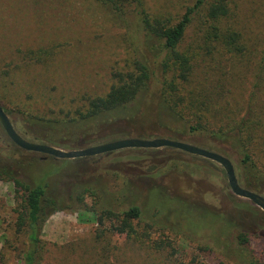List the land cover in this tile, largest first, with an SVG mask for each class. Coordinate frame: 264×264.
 I'll return each instance as SVG.
<instances>
[{"label":"rangeland","instance_id":"374dc122","mask_svg":"<svg viewBox=\"0 0 264 264\" xmlns=\"http://www.w3.org/2000/svg\"><path fill=\"white\" fill-rule=\"evenodd\" d=\"M195 2L142 0L149 17L168 26ZM228 4L229 15L218 24L206 22L204 12L194 16L178 49L193 65L186 90L203 89L214 100L224 95L217 105L238 109L241 118L264 49V0ZM113 19L96 0H0V106L12 110L8 118L14 130L21 128L18 112L53 118L109 92L115 84L112 71L132 58L129 33ZM125 19L135 35L133 11L127 10ZM214 27L220 35L239 34L244 53L230 56L219 44L205 41ZM150 124L143 120L138 131L151 129ZM187 130L183 121L163 117L156 136L216 151L207 137ZM8 158L33 163L22 171L23 182L45 180L79 200L77 209L46 219L39 235L40 264H264V214L231 194L222 168L213 162L168 148L123 150L78 165L34 153L20 157L0 127V162ZM123 166L130 168L127 181H138L144 222H134L131 236L115 233L117 223L100 226L92 214L104 197L99 190L124 207L127 188L116 173ZM77 185L97 191L73 190ZM14 191L11 183L0 181V264H21L27 250L16 224L21 201ZM239 234L248 245H238Z\"/></svg>","mask_w":264,"mask_h":264},{"label":"trees","instance_id":"16d2710c","mask_svg":"<svg viewBox=\"0 0 264 264\" xmlns=\"http://www.w3.org/2000/svg\"><path fill=\"white\" fill-rule=\"evenodd\" d=\"M96 2L108 8L115 25L129 33L127 37L132 58L120 70L112 71L115 84L104 97L87 100L78 109L61 112L53 118L18 112L21 128L15 131L18 130L16 132L29 142L75 151L132 137L154 139L161 134L163 117L180 120L187 126L189 134L207 137L216 145L215 152L231 163L234 160L237 162L234 170L242 188L264 197V101L261 97L264 94V49L254 72L250 93L243 102L241 118H238V109L217 105L216 101L225 98L224 95L216 96L214 100L203 89L186 90L192 85L193 65L189 57L178 49L194 16L204 12L206 22L211 26L218 24L229 15L228 0H196L173 26L151 19L142 0ZM127 10L133 11L136 16L133 25L136 27L135 35L130 33L132 25L125 19ZM210 29L214 34L207 35L205 41L208 39L219 44L230 56L244 53L239 34L227 31L220 35L216 27ZM1 108L7 116L12 114V110ZM211 115L214 117L211 118ZM147 118L152 128L139 132L141 122ZM8 143L17 149L20 157L31 154L18 149L9 139ZM74 161L82 163L84 159ZM4 162H0V181L11 183L15 198L21 201L16 224L27 241L21 264H40L42 246L39 235L43 224L56 212L77 209L78 197L73 199L72 191H62L45 180L39 184L32 179L31 184L23 182L20 175L32 162L10 158ZM126 170L130 168L123 166L116 172L123 177L127 188L124 207L112 204L104 191L98 189L104 197L92 214L100 226L106 221L117 223L112 226L115 233L131 236L135 234L134 222L142 223V212L137 204L140 198L138 181H127L130 172L125 174ZM75 189L83 193L95 194L97 191L90 185H77ZM236 240L239 246L248 245V239L243 234H239Z\"/></svg>","mask_w":264,"mask_h":264},{"label":"water","instance_id":"95a60500","mask_svg":"<svg viewBox=\"0 0 264 264\" xmlns=\"http://www.w3.org/2000/svg\"><path fill=\"white\" fill-rule=\"evenodd\" d=\"M0 127L9 141L18 149L34 154H41L56 160H76L81 158L95 157L111 154L123 150H159L174 149L186 154L197 156L219 165L226 177L228 188L233 196L243 199L257 207L264 214V197L242 188L237 181L234 167L230 160L211 151H207L186 143L167 139H121L100 146L90 147L83 150L63 151L51 146L31 143L22 138L13 128L8 116L0 107Z\"/></svg>","mask_w":264,"mask_h":264},{"label":"flooded vegetation","instance_id":"af4514ba","mask_svg":"<svg viewBox=\"0 0 264 264\" xmlns=\"http://www.w3.org/2000/svg\"><path fill=\"white\" fill-rule=\"evenodd\" d=\"M127 139H132V138H127ZM134 139H139V138H134ZM154 139H159V138H154ZM160 139H163V138H160ZM119 140H121V139H119ZM144 140V139H143ZM148 140H152V139H148ZM115 141H117V140H115ZM113 142V141H112ZM108 143H110V142H108ZM104 144H107V143H104ZM100 145H103V144H100ZM100 145H96V146H100ZM93 147H95V146H93ZM90 148V147H89ZM87 149V148H86ZM184 153V152H183ZM111 154H113V153H111ZM111 154H105V155H99V156H95V157H108V156H110ZM218 154V153H217ZM220 155V154H219ZM222 156V155H221ZM89 158H92V157H89ZM82 159V158H81ZM83 159H85V158H83ZM77 160V159H76ZM80 164V163H79Z\"/></svg>","mask_w":264,"mask_h":264}]
</instances>
